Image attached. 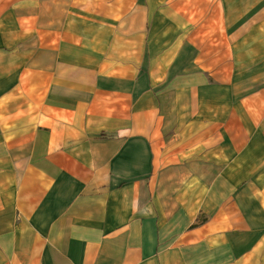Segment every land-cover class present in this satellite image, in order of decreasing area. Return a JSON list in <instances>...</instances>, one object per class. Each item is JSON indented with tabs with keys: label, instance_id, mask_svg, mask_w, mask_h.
<instances>
[{
	"label": "crops",
	"instance_id": "crops-1",
	"mask_svg": "<svg viewBox=\"0 0 264 264\" xmlns=\"http://www.w3.org/2000/svg\"><path fill=\"white\" fill-rule=\"evenodd\" d=\"M0 264H264V0H0Z\"/></svg>",
	"mask_w": 264,
	"mask_h": 264
}]
</instances>
